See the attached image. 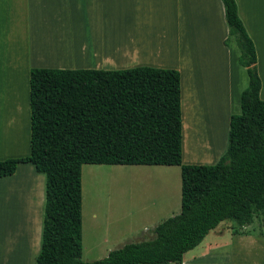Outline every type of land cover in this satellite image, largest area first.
<instances>
[{
	"label": "crops",
	"instance_id": "1",
	"mask_svg": "<svg viewBox=\"0 0 264 264\" xmlns=\"http://www.w3.org/2000/svg\"><path fill=\"white\" fill-rule=\"evenodd\" d=\"M235 2L256 51L264 101V0ZM227 39L221 0H0V161L29 155L32 69L149 67L180 75L182 164L215 165L248 84L234 38L225 45ZM41 176L31 164H19L14 175L0 178V190L2 182L17 184L1 204L10 211L0 223V264H36L45 206ZM220 226L182 264H264V237L248 235V226L226 230L229 240L219 242Z\"/></svg>",
	"mask_w": 264,
	"mask_h": 264
},
{
	"label": "trees",
	"instance_id": "2",
	"mask_svg": "<svg viewBox=\"0 0 264 264\" xmlns=\"http://www.w3.org/2000/svg\"><path fill=\"white\" fill-rule=\"evenodd\" d=\"M221 2L248 84L240 113L230 117L227 150L215 165L182 164L178 71H30L29 155L0 161V178L14 175L19 164H31L45 176L36 264H182L222 222L244 229L264 218V101L256 51L235 0ZM83 165L179 167L180 213L159 224L149 240L84 263Z\"/></svg>",
	"mask_w": 264,
	"mask_h": 264
},
{
	"label": "rangeland",
	"instance_id": "3",
	"mask_svg": "<svg viewBox=\"0 0 264 264\" xmlns=\"http://www.w3.org/2000/svg\"><path fill=\"white\" fill-rule=\"evenodd\" d=\"M230 38L233 37L228 36V39ZM235 47L238 49L236 42ZM21 177L19 174L16 180L19 182ZM41 177L45 179L44 176ZM1 185L0 223L3 225L10 211L1 205L5 201L3 198L6 190L17 184L2 182ZM7 185L9 187H5ZM23 195H26V189ZM81 198V261L88 263L102 260L110 251L125 244L149 240L159 224L180 213V168L83 165ZM22 200L19 201L20 204ZM20 212L18 213L21 214ZM19 216L25 217L23 214ZM220 225L217 230L221 235V238L217 239L219 242L229 240L226 230L236 229V233L239 232L231 221H224ZM247 229L248 235L264 237V218H256ZM208 235L210 237L213 234Z\"/></svg>",
	"mask_w": 264,
	"mask_h": 264
}]
</instances>
